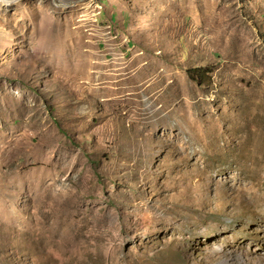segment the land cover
<instances>
[{
	"label": "rangeland",
	"instance_id": "obj_1",
	"mask_svg": "<svg viewBox=\"0 0 264 264\" xmlns=\"http://www.w3.org/2000/svg\"><path fill=\"white\" fill-rule=\"evenodd\" d=\"M11 1L0 264H264V0Z\"/></svg>",
	"mask_w": 264,
	"mask_h": 264
},
{
	"label": "bare ground",
	"instance_id": "obj_2",
	"mask_svg": "<svg viewBox=\"0 0 264 264\" xmlns=\"http://www.w3.org/2000/svg\"><path fill=\"white\" fill-rule=\"evenodd\" d=\"M6 6H9L12 1L11 0H1Z\"/></svg>",
	"mask_w": 264,
	"mask_h": 264
},
{
	"label": "trees",
	"instance_id": "obj_3",
	"mask_svg": "<svg viewBox=\"0 0 264 264\" xmlns=\"http://www.w3.org/2000/svg\"><path fill=\"white\" fill-rule=\"evenodd\" d=\"M203 81H204V82H206V79H205V78H203Z\"/></svg>",
	"mask_w": 264,
	"mask_h": 264
}]
</instances>
